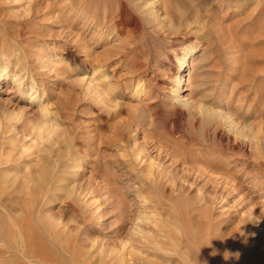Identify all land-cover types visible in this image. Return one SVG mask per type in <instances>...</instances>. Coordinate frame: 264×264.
<instances>
[{"label": "rangeland", "instance_id": "rangeland-1", "mask_svg": "<svg viewBox=\"0 0 264 264\" xmlns=\"http://www.w3.org/2000/svg\"><path fill=\"white\" fill-rule=\"evenodd\" d=\"M163 1L169 2L0 0V40L9 30L27 58L21 66L17 51L0 50V58L11 57L7 68L0 61V147L24 151L28 161L72 138L82 142L86 163L74 192L59 195L54 206L3 202L22 225L20 235L0 214L3 242L14 246L28 236L26 251L33 254L23 259L12 248L5 258L22 259L12 264H189V251L215 246L235 264L264 258L259 221L247 227L250 210L264 213V0H175L171 22ZM56 47L59 56L41 72V54ZM192 48L197 53L182 69L177 104L167 90L175 74L171 56ZM81 64L86 72L101 68L95 93L87 90ZM23 67L36 82L32 90ZM44 105L59 124L53 141L36 139ZM210 109L215 122L231 123L250 141L228 146L226 130L218 124L215 133L207 123ZM223 148L228 155L214 160Z\"/></svg>", "mask_w": 264, "mask_h": 264}, {"label": "bare ground", "instance_id": "bare-ground-1", "mask_svg": "<svg viewBox=\"0 0 264 264\" xmlns=\"http://www.w3.org/2000/svg\"><path fill=\"white\" fill-rule=\"evenodd\" d=\"M69 1V0H68ZM80 1V0H79ZM82 2H84V3H87V1L88 0H81ZM156 1H158V0H156ZM173 1H175V0H169V2H168V4H167V2H165V1H163L164 3L161 5L162 6V8H163V14L164 15H166V16H168L169 18L168 19H166L165 18V20H167V22H171L172 21V19H174L173 17L175 16V10H173ZM90 2H92V1H90ZM172 3V5H170ZM22 4H23V2H22ZM52 4V3H51ZM63 4V3H62ZM79 4V3H78ZM153 4L155 5L156 3H154L153 2ZM175 4V3H174ZM61 5V4H60ZM83 5V4H82ZM88 5V4H87ZM179 6V5H178ZM177 6V12H179L180 11V9H178L179 7ZM58 8H59V6H57ZM61 7V6H60ZM67 7V6H66ZM84 7V6H83ZM31 8V7H30ZM69 8H70V6H69ZM81 8V7H80ZM61 9V8H60ZM71 9V8H70ZM69 10V9H68ZM72 10V9H71ZM84 10V9H83ZM145 10V9H144ZM159 10V9H158ZM75 11V10H74ZM78 11V10H77ZM153 11V10H152ZM160 11V10H159ZM188 11V10H187ZM193 11V10H192ZM61 12H62V10H61ZM69 12H72V11H69ZM68 12V13H69ZM146 12V11H145ZM181 12V11H180ZM179 12V13H180ZM63 13V12H62ZM151 13V12H150ZM154 13H155V11H154ZM154 13H152V14H154ZM157 13V12H156ZM184 13V12H183ZM190 13V12H189ZM198 10H196V9H194V11L191 13V14H194L195 16V18H193V16L191 17V19L193 18V20L195 21V20H198ZM70 14V13H69ZM182 14V13H181ZM180 14V15H181ZM187 14V13H186ZM146 15V14H145ZM179 15V16H180ZM188 15V14H187ZM186 15V16H187ZM190 15V14H189ZM189 15L187 16V17H189ZM61 16V15H60ZM122 16V15H121ZM150 16V15H149ZM156 16V15H155ZM160 17V16H159ZM181 17H183V15L181 16ZM61 18V17H60ZM149 18V17H148ZM186 19H189L190 20V17L189 18H186ZM192 21V20H191ZM163 22V21H162ZM197 22V21H196ZM193 23V22H192ZM25 24H27V22L26 21H22V22H20V24H19V26L21 27V28H23L24 26H25ZM158 27V26H157ZM9 29H10V27H9ZM15 32V31H14ZM18 32V31H17ZM128 32H130V31H128ZM1 33V32H0ZM132 33V32H131ZM5 35H7L6 37H7V39H4L3 40V42L0 40V42H2V43H0V50H1V48H4L5 49V47L7 48V47H9L10 46V52H9V56H10V54H13V53H15L16 51H17V55H18V57H17V61L18 62H16V64L17 63H21L20 65L22 66H26V60H27V58H26V56H25V54H23V53H21V52H18V50L15 48V47H17L15 44V47L12 45V43L13 42H11V36H10V33H9V30H7V31H5V33H4ZM1 36V35H0ZM1 38H3V37H1ZM4 38H5V36H4ZM15 38V37H14ZM12 39V40H14L15 41V39ZM18 48V47H17ZM173 49V48H172ZM175 49V48H174ZM20 51V50H19ZM163 53H164V55L166 56L167 55V57L169 56V55H171L172 53H171V49H165L164 51H163ZM169 53H171V54H169ZM196 53H197V48H192V49H185L184 51H181V52H178V51H175L174 53H173V55L171 56V57H173V62H175V65L173 64V67H174V70H175V74H174V79L172 80V82H171V84H172V86L171 87H169L167 90L168 91H172L173 92V99L175 100L174 102H176L177 104H180V103H182L183 101H182V98H183V96L181 95L182 94V92H183V89H184V75L182 74V69H183V67L186 65V64H188L187 63V60L188 59H190L192 56H195L196 55ZM4 54V53H3ZM59 54H60V50H59V48L58 47H56V48H54L53 50H51V51H47V52H43L42 54H41V58H40V62H41V66H40V71L41 72H43V73H45L46 71L48 72V71H50V69H49V67H51V66H49L50 65V59L51 58H54V57H58L59 56ZM6 55V54H5ZM8 55V54H7ZM3 56V55H2ZM1 56V58H0V61H2V62H4V64L6 65L5 67L7 68V66H8V64H10V62H11V57H2ZM84 56V55H83ZM100 57V56H99ZM164 57V56H163ZM101 58L102 59H104V58H107L106 57V55H102L101 56ZM101 59V60H102ZM100 60V61H101ZM108 60V59H107ZM106 60V61H107ZM167 60V59H166ZM164 61V60H163ZM52 63V62H51ZM1 64H3V63H1ZM133 64V63H132ZM55 65V64H54ZM80 66V69H81V71L82 72H85V74L86 73H88V75H87V81H88V85L86 86L87 87V90L89 91V93L91 92V93H95V92H92L93 90L92 89H94V88H92V86H94L95 87V82H99L98 80H102L101 78H103V76H101L100 74H101V72H100V70L99 69H101V68H95V67H92V69H90V70H88L87 72L86 71H83V68H84V65L83 64H81V65H79ZM55 67V66H54ZM54 67H52V70H53V68ZM58 67V66H57ZM24 69H22V71L24 72V74H23V78L25 79V78H27V80H29V81H31L32 83H31V90L35 87V85H36V82L33 80L32 81V75H30L31 73H29V71H28V69H26L25 67H23ZM59 68V67H58ZM15 69H18V67H16ZM55 69V68H54ZM1 70V69H0ZM4 70H7V69H4ZM57 70L58 69H56V71H54L53 70V72H56L57 73ZM20 72V71H19ZM22 72V73H23ZM51 73V72H50ZM21 74V73H20ZM50 75V74H49ZM85 76V75H84ZM106 78V77H105ZM19 79H20V77L19 78H15L14 80H13V83L14 84H16L18 81H19ZM104 80V79H103ZM253 80V79H252ZM86 82V81H85ZM100 83V82H99ZM38 84V83H37ZM86 84V83H85ZM101 84V83H100ZM99 85H96V87H98ZM85 87V88H86ZM41 89V88H40ZM94 90H99V88H95ZM102 90V89H101ZM98 92V91H97ZM86 93H88V92H86ZM31 96H33V95H31ZM102 96V95H101ZM104 100H109V99H105L104 98ZM100 101H102V100H100ZM99 102V101H98ZM43 104V103H42ZM175 105V104H174ZM44 107H47L46 105H44L43 106V109H42V111L44 112V113H42L43 114V116H41L42 118V120H41V122H40V124L39 125H37V131H39L38 133L39 134H37V136H36V139H38V141L39 140H41V141H43L45 138H48V139H45L46 141H53V138H54V136H56L55 135V133H58V131H59V124H54V119H53V116L52 117H50V115H49V111H48V109H46V108H44ZM41 109V108H40ZM203 109V108H202ZM207 109H209L208 107H207ZM50 110V109H49ZM209 110H207V112H208ZM210 113V115H209V117L208 118H206L207 119V123H209L210 124V126L211 127H215L214 129H215V133L217 132V130L219 129L218 128V124H220L221 126H222V128H223V130L225 129L226 130V140H227V145L228 146H230V144H231V146H232V149H234V148H238L239 147V145H241V144H244V143H247V142H249L250 140H246L245 138H244V136H243V134H240V133H238L236 130L238 129H234L235 127H233V125L231 124V123H227L226 121H220V119H218V121H216L215 122V120H216V118H218L217 116H216V112L214 113L213 111H211V109H210V111H209ZM201 115L203 114V116H204V113L203 112H201L200 113ZM57 115V114H56ZM200 115V116H201ZM39 117V116H38ZM205 117V116H204ZM202 118V117H201ZM203 119V118H202ZM201 119V120H202ZM204 120V119H203ZM222 120V119H221ZM40 121V120H39ZM64 125V124H63ZM61 127V126H60ZM29 128V127H28ZM211 129V128H210ZM61 130V129H60ZM243 130V129H242ZM17 131V130H16ZM28 131V130H27ZM26 131V132H27ZM67 131V130H66ZM66 131H64V132H66ZM68 132H70V131H67V133ZM11 133V132H10ZM21 133V132H20ZM33 133V132H32ZM35 133V132H34ZM192 133V132H191ZM238 133V134H237ZM6 134V133H5ZM206 134V133H205ZM224 135V134H223ZM4 136V135H3ZM35 136V135H34ZM65 136V135H64ZM67 136H69V135H67ZM7 137V136H6ZM18 137V136H17ZM59 137V136H58ZM69 137H71V136H69ZM234 137V141H233V143H230L231 142V138H233ZM33 139V138H32ZM57 140V139H56ZM66 140V139H65ZM73 139L72 138H69V142L66 144V145H64L65 147L64 148H62L61 146V148L60 149H58L57 150V152H53V150H52V152L50 151V153L48 154V155H43V156H41V154L39 155V152H38V154H37V156H35L36 158L35 159H30V160H25V158H27V156L24 158V156H23V153L22 152H24V151H22V152H18L17 150H16V148H9L8 149V146L6 145V147H5V145H3V146H1L0 147V214H1V216L2 215H7L6 216V218L7 219H9L8 221H6L5 220V222H7V223H5V225L7 224V226L9 227V228H12V226H13V228L12 229H16L18 232H19V234H20V232H21V227H22V225L21 224H18L17 223V221L16 220H14V219H12L13 217L12 216H10L8 213H9V211H8V209H7V207H8V205L9 204H12V206L14 205V202L17 204V201H20L21 199H24V198H27V199H29V200H31L33 203H35V204H37V205H41L42 203H49V205H53V203H55V201H57L59 198V195H61V196H64V197H66V199L67 198H69L70 196H71V194L74 192V180H75V178H77L78 176V172H79V170L78 169H80L81 167H84L85 165H86V163H84L83 161H82V155L84 156L85 155V153L83 152V150H82V142H80V141H75V142H73L72 141ZM6 141V140H5ZM4 141V142H5ZM10 141V140H9ZM58 141V140H57ZM68 141V140H67ZM44 143V142H43ZM52 143V142H51ZM60 143V142H59ZM6 144V143H5ZM22 144V143H21ZM40 144V143H39ZM58 144V143H57ZM25 145V144H24ZM53 146V145H52ZM39 147V146H38ZM41 147V146H40ZM59 147V146H58ZM21 148V147H20ZM24 148H26L25 146L23 147V149ZM224 149V148H223ZM228 149L229 148H225L222 152H221V154L219 155V156H217L214 160H218V159H220L222 156H226V155H228ZM34 150V149H33ZM41 150V149H40ZM39 151V150H38ZM27 152H30V151H27ZM45 152V151H44ZM30 154V153H29ZM32 155H34V154H32ZM87 156V155H86ZM31 158V157H30ZM34 158V157H33ZM213 161V160H212ZM211 161V162H212ZM34 162V165L32 166L31 164ZM209 162V161H208ZM258 162V161H257ZM210 163V162H209ZM39 165V166H38ZM149 166V165H148ZM83 169V168H82ZM81 171V170H80ZM152 172V171H151ZM148 173V172H147ZM20 174H22V176L20 175ZM152 176V175H151ZM158 181V180H157ZM259 189V188H258ZM258 189H255V190H258ZM77 191V190H76ZM260 193H261V191H260ZM262 193H264V191L262 192ZM261 195V194H260ZM263 195V194H262ZM261 195V196H262ZM26 199V200H27ZM3 202H8V205H3ZM23 203V202H22ZM26 203V202H25ZM57 203V202H56ZM71 203V202H70ZM15 204V205H16ZM18 204H21V203H18ZM7 206V207H6ZM27 206V205H26ZM33 206V205H32ZM54 206V205H53ZM263 206V205H262ZM22 207V206H21ZM50 207V206H49ZM261 208L262 207H259V210H261ZM22 209V208H21ZM255 209H257V208H255ZM262 210H263V208H262ZM17 211H19V210H17ZM255 212V213H253V215H254V219L252 220L251 218H252V214H251V212ZM249 212V214H251L250 215V219H251V221H248V225H247V227L248 226H251L254 222H257V221H259V227H258V229L259 230H261L262 232H261V236L263 237V238H261L260 237V235L258 234V233H256V234H258V238L260 237L261 239H264V213L261 211H258V212H256L255 210H250ZM248 214V215H249ZM6 218H4V219H6ZM3 219V220H4ZM149 219V218H148ZM249 219V218H248ZM2 220V219H1ZM24 220V219H23ZM247 221H245V222H247ZM4 222L3 221H0V227L2 226V225H4L3 224ZM21 223V222H20ZM245 224H247V223H244V226H245ZM257 224V223H256ZM31 226V225H30ZM33 226V225H32ZM31 226V227H32ZM243 226V227H244ZM4 227V226H3ZM34 227V226H33ZM242 227V226H241ZM25 228V227H24ZM36 228V227H35ZM48 228V227H47ZM251 228H253V227H251ZM29 230H30V228H28ZM33 229V228H32ZM243 229H245V227L243 228ZM23 230H25V229H23ZM251 229H249V231H250ZM5 230H3V234L5 233L4 232ZM236 231V230H235ZM244 231V230H243ZM26 232V231H25ZM47 232V231H46ZM49 232V231H48ZM239 232V231H238ZM259 232V231H258ZM2 233H0V249H2V250H0V258L2 259H0V263H22V259L21 260H18V261H15L13 258L11 259H9V258H5V254L7 253V252H10L11 250H12V248L13 249H15V251L16 252H18V253H20L21 255H22V257H23V259H27L28 257H30L31 255H33V254H29L26 250H27V244L30 242L29 240H30V238L27 236V237H25L24 236V238L23 239H19V240H17V241H14V246L13 245H10V244H8V243H4L3 242V237H4V235H2ZM26 233H28V232H26ZM30 233V232H29ZM211 232H209V234H210ZM236 233V232H235ZM243 233V232H242ZM260 233V232H259ZM18 234V235H19ZM22 234V233H21ZM20 234V235H21ZM55 234V233H54ZM250 234H251V231H250ZM249 234V235H250ZM242 235V234H241ZM255 235V234H254ZM6 236V235H5ZM8 236V235H7ZM11 236H12V234L9 236L10 237V239H11ZM30 236H31V233H30ZM210 236V235H209ZM212 236V235H211ZM256 236V235H255ZM254 236V237H255ZM8 237V238H9ZM17 237V236H16ZM21 237H23V236H21ZM253 237V236H252ZM5 238V237H4ZM7 238V237H6ZM20 238V237H19ZM33 238V236L31 237V239ZM9 239V240H10ZM18 239V238H17ZM56 239V238H55ZM214 239V238H213ZM216 239V238H215ZM218 239V238H217ZM250 239V238H249ZM252 239H256V238H252ZM7 240V239H6ZM8 240V241H9ZM257 240H259V239H257ZM256 240V242H258ZM5 241V240H4ZM34 241V240H33ZM209 241H210V239H209ZM213 241V240H212ZM212 241H211V243H212ZM215 241V240H214ZM218 241V240H217ZM216 241V242H217ZM250 241V240H249ZM253 241V240H252ZM6 242V241H5ZM31 242H32V240H31ZM35 242H36V240H35ZM216 242H214V243H216ZM220 242V241H219ZM231 242V241H230ZM260 242H261V240H260ZM259 242V243H260ZM13 243V242H12ZM34 243V242H33ZM207 243V242H206ZM224 243H226V242H224ZM236 243V242H235ZM251 243V242H250ZM254 243V242H253ZM214 245V244H213ZM216 245H217V243H216ZM261 245V244H260ZM262 245H263V243H262ZM21 246V248H20V250H18L17 248L18 247H20ZM205 246V245H204ZM215 246V245H214ZM230 246H232V245H230ZM257 246H259L258 245V243H257ZM257 246H254L255 248L257 247ZM181 247V246H180ZM216 247V248H215ZM215 247H210L208 250H206V252L203 254V253H201V252H199V253H190V251H189V255L191 256V257H189L188 259L189 260H187L186 261V263H194V264H220L221 263V260L222 259H224L225 260V264H227V263H231V264H233V262L234 261H232V262H230V260H232V258L229 256V255H227V256H229L230 258V260H228L227 258H225L226 256L225 255H223L224 254V250H220V249H217V246H215ZM218 247H219V244H218ZM220 247H221V245H220ZM263 248H264V246H262ZM262 247H261V249H262ZM254 248V249H255ZM182 249V248H181ZM206 249V248H205ZM30 250V249H29ZM34 250V249H33ZM36 250V249H35ZM201 250V249H200ZM257 250H258V247H257V249H256V252H257ZM175 251V250H174ZM177 251V250H176ZM192 251V250H191ZM203 251V250H202ZM31 253H32V251H30ZM36 252V251H35ZM178 253V252H177ZM225 253H226V251H225ZM259 253V252H258ZM8 254V253H7ZM179 254V253H178ZM260 254H262L261 252H260ZM10 255V254H9ZM183 255H185V254H183ZM182 255V256H183ZM187 255V254H186ZM256 255V254H255ZM119 256V255H118ZM260 257V255L259 254H257V256L256 257ZM262 256V255H261ZM264 256V255H263ZM35 257V256H34ZM258 257V258H259ZM33 258V257H32ZM39 258V257H38ZM185 258H187V256H185ZM184 258V259H185ZM17 259V258H16ZM29 259V258H28ZM119 259H121V258H119ZM118 259V260H119ZM254 259V258H253ZM117 260V259H116ZM182 260V259H181ZM223 260V261H224ZM24 261V260H23ZM115 261V260H114ZM121 261V260H120ZM178 261V260H177ZM176 261V262H177ZM183 261V260H182ZM255 262H253L254 264L255 263H257V264H264V258L262 257L261 259L259 258V259H255L254 260ZM117 261H115V263H116ZM121 262H123V261H121ZM101 263V262H100ZM120 263V262H119ZM184 263V262H183ZM124 264V263H123ZM185 264V263H184ZM234 264H235V262H234Z\"/></svg>", "mask_w": 264, "mask_h": 264}]
</instances>
